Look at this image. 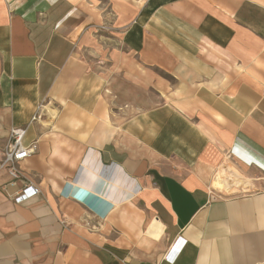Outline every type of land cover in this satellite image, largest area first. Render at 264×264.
Here are the masks:
<instances>
[{
	"label": "crops",
	"instance_id": "crops-1",
	"mask_svg": "<svg viewBox=\"0 0 264 264\" xmlns=\"http://www.w3.org/2000/svg\"><path fill=\"white\" fill-rule=\"evenodd\" d=\"M95 2L0 0V264H264V0Z\"/></svg>",
	"mask_w": 264,
	"mask_h": 264
},
{
	"label": "built area",
	"instance_id": "built-area-1",
	"mask_svg": "<svg viewBox=\"0 0 264 264\" xmlns=\"http://www.w3.org/2000/svg\"><path fill=\"white\" fill-rule=\"evenodd\" d=\"M41 107L40 105L38 113L32 116L28 124L20 127H12L2 145L0 168L10 177V185H14L17 181L21 183V187L11 196L16 203L34 197L41 192L38 184L25 177L24 170L21 167V162L36 151V141L25 142V136L28 126L41 118ZM243 189L247 191L249 185ZM213 190L218 191L220 195H222L221 190ZM96 227L97 226H91L90 228L94 229Z\"/></svg>",
	"mask_w": 264,
	"mask_h": 264
},
{
	"label": "rangeland",
	"instance_id": "rangeland-1",
	"mask_svg": "<svg viewBox=\"0 0 264 264\" xmlns=\"http://www.w3.org/2000/svg\"><path fill=\"white\" fill-rule=\"evenodd\" d=\"M96 2V5L97 6H101L102 8H103V11L105 12V13H110V7H111V3H110V0H95ZM110 15V14H109ZM112 16V15H111ZM100 30H104V31H108L109 30V25H103L102 27H101V29ZM81 55L93 66V67H95L96 69H99V70H104V68H105V64H107V63H103V59L101 58V56H99V55H97L96 53H94V52H90V50H88V49H85L82 53H81ZM220 170H223V168H220V169H218V171H220ZM217 174V173H216ZM215 174V175H216ZM219 174V173H218ZM214 175V176H215ZM213 176V177H214ZM219 176H221L222 177V180L224 181V182H229L230 183V175L228 176V174H227V172H225V171H223L222 172V174L221 175H219ZM213 179V178H212ZM235 179V178H234ZM231 180H232V176H231ZM210 185H211V188H212V183H210ZM233 186H234V184H233ZM214 187V186H213ZM217 189V188H216ZM239 189H241L240 187H239ZM235 190V189H234ZM231 191V190H230ZM230 191H228V192H226V191H223V190H221V192L222 193H228V194H231V192ZM223 195H225V194H223Z\"/></svg>",
	"mask_w": 264,
	"mask_h": 264
}]
</instances>
